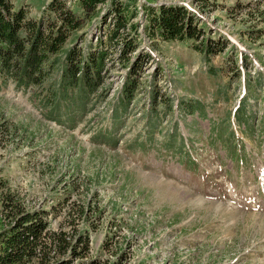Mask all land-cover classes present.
<instances>
[{
	"label": "rangeland",
	"instance_id": "obj_1",
	"mask_svg": "<svg viewBox=\"0 0 264 264\" xmlns=\"http://www.w3.org/2000/svg\"><path fill=\"white\" fill-rule=\"evenodd\" d=\"M50 1L13 0L36 18ZM120 1L137 11L124 35L135 46H107L83 109L51 118L33 87L0 88V176L29 210L61 201L49 229L76 237L87 225L86 252L69 264H264V0ZM145 5L180 6L203 32L195 45L207 35L222 49L149 36ZM107 6L71 46L98 49ZM89 198L99 216L71 228L62 210ZM4 214L0 200V232Z\"/></svg>",
	"mask_w": 264,
	"mask_h": 264
},
{
	"label": "trees",
	"instance_id": "obj_2",
	"mask_svg": "<svg viewBox=\"0 0 264 264\" xmlns=\"http://www.w3.org/2000/svg\"><path fill=\"white\" fill-rule=\"evenodd\" d=\"M107 3L109 14L104 15L110 19L107 39L100 38L96 50H91L92 44L88 43L86 53L71 46L74 40L68 43L70 36L83 29L101 5ZM133 9L130 11L129 5L120 0H73L69 3L51 0L36 18L30 16L21 3L0 0V88L9 83L17 88L33 87L35 97L49 110L51 118L58 119L55 114L60 109L67 114L80 111L91 102L102 82L107 46L118 43L121 55L133 50L134 41L124 36L125 31L136 27L131 21L137 14ZM145 12L148 24L143 27L149 36L164 41H192L203 35L193 23L192 15L180 6H161L156 10L147 6ZM192 43L206 55L214 52L213 46L219 44L207 35L201 46ZM220 46H217L219 50ZM127 84L120 89L123 96L119 103L123 108L133 94V87L130 89ZM39 88L41 91L37 92ZM76 176L65 181L68 187L78 186ZM62 180L64 177L59 179ZM95 196L92 193L91 198ZM91 198L84 204H72L62 210L67 225L73 228L77 217L87 224L99 216L101 209L92 204ZM0 200L7 219L0 232V264H69L73 256L86 252L87 225L76 237L63 230L64 224L55 230L49 229L46 215L56 214L61 204L59 199L48 211L43 208L29 210L19 194L0 176ZM81 244L83 249L78 250ZM67 252L72 255L62 259Z\"/></svg>",
	"mask_w": 264,
	"mask_h": 264
}]
</instances>
